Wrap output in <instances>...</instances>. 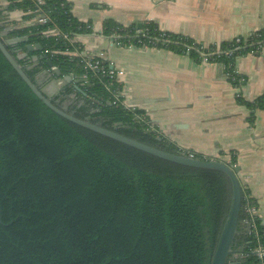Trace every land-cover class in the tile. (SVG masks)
<instances>
[{
    "label": "trees",
    "instance_id": "1",
    "mask_svg": "<svg viewBox=\"0 0 264 264\" xmlns=\"http://www.w3.org/2000/svg\"><path fill=\"white\" fill-rule=\"evenodd\" d=\"M0 1L7 3L0 6V41L15 59L27 53L17 61L27 78L38 90L45 85L39 83L44 71L48 80L64 82L49 98L51 104L76 119L187 156L150 126L143 111L124 108L121 99L115 102L119 84L93 76L70 54L79 45L69 40L92 29L72 16L66 0ZM14 11L22 13L19 21L8 19ZM41 18L46 22L38 23ZM162 33L148 22L138 29L107 20L101 27V35L122 48L145 44L186 55L175 41L190 39L164 32L170 43L163 45ZM256 33L264 38V31ZM256 33L241 43L240 56L253 48L249 43ZM12 39L22 42L8 43ZM36 45L40 51L27 52V46ZM34 56L43 58L35 61ZM188 56L198 61L195 51ZM243 104L251 115L264 111V93ZM225 164L236 167V159ZM231 196L230 180L222 172L169 163L62 119L0 52V264H211ZM247 204L257 208L241 187L236 235L225 264H264L253 253L264 251V227L256 216L254 228L245 229Z\"/></svg>",
    "mask_w": 264,
    "mask_h": 264
},
{
    "label": "crops",
    "instance_id": "2",
    "mask_svg": "<svg viewBox=\"0 0 264 264\" xmlns=\"http://www.w3.org/2000/svg\"><path fill=\"white\" fill-rule=\"evenodd\" d=\"M66 1L76 20L91 26V34L79 38L82 48L123 72L121 93L127 106L143 111L150 126L178 149L206 160L236 159L240 186L255 201L264 227V111L251 115L243 104L264 93V48L235 59L245 81L233 87L219 65L165 49L117 47L101 35L107 20L123 27L148 22L200 46L220 45L264 31V0ZM6 5L0 1L1 7ZM21 17L18 11L8 13L13 22ZM49 78L44 71L39 83H45L42 91L51 98L63 85Z\"/></svg>",
    "mask_w": 264,
    "mask_h": 264
},
{
    "label": "water",
    "instance_id": "3",
    "mask_svg": "<svg viewBox=\"0 0 264 264\" xmlns=\"http://www.w3.org/2000/svg\"><path fill=\"white\" fill-rule=\"evenodd\" d=\"M138 29L141 28V25L139 24L137 26ZM26 41V40H24ZM16 42H22V40L12 39L9 40L8 43H16ZM37 49L38 51L41 50L39 45H36L34 47L27 46L26 50L29 53H32ZM0 52L4 56V58L7 60V62L11 65L13 70L18 74V76L22 79V81L26 84V86L30 89V91L54 114L58 115L62 119L77 125L83 129H86L88 131H91L93 133H96L98 135H101L103 137H106L110 140H113L115 142H118L120 144H123L125 146H128L130 148H133L137 151H140L142 153L148 154L150 156L156 157L158 159H161L163 161L173 163L176 165L189 167V168H195V169H209V170H216L219 172H222L225 174L228 179L230 180L231 187H232V196H231V204L230 209L227 215V218L225 220L223 229L221 231L211 264H225L226 260L231 253V247L233 243V239L236 235L237 225H238V219H239V213H240V205H241V187L238 179V174L240 172L239 167H230L226 165L224 162L220 161H213V160H198L194 158H190L184 154H171L164 151H161L159 149L147 146L145 144L139 143L135 140L129 139L127 137H124L122 135H119L115 132L103 129L97 125H93L89 123L88 121H83L74 118L73 116L65 113L63 110L58 109L53 104H51L49 100V96L44 93L42 90H38L37 87L27 78V76L24 74L22 68L18 64V60L25 59L27 56V53L20 54L17 59L13 58L12 55L6 50L5 46L0 41ZM37 58L36 56L33 57V60L42 59ZM48 66L52 68V65L50 62H48ZM53 73L56 76H59L60 73L54 69ZM63 80L66 83H71L70 77H64ZM74 90L82 95H84L80 89H78L77 86H73Z\"/></svg>",
    "mask_w": 264,
    "mask_h": 264
},
{
    "label": "built area",
    "instance_id": "4",
    "mask_svg": "<svg viewBox=\"0 0 264 264\" xmlns=\"http://www.w3.org/2000/svg\"><path fill=\"white\" fill-rule=\"evenodd\" d=\"M30 1L36 5L41 4V0H30ZM37 22L45 23L46 20L44 18H41V19H38ZM53 33L56 34V31ZM80 36H83V35H80ZM80 36H74L73 39L69 40L71 43H75L79 45V47L76 48L70 54L74 57H78L83 63L84 69L87 72H90L93 76H97L101 80H107L111 84L117 83L121 87V78L123 76V72L113 67V65L110 64L105 59V57H103L102 55H99V54L95 55L83 49L79 43ZM254 38L256 39V41L249 43V45L253 48H251L248 54L260 52L264 48V46L261 45V41L262 39H264L262 35L256 33L254 35ZM168 40H169V37H167V34L163 32L162 33L163 45L169 44L170 42H168ZM109 41L111 42L112 45L119 47V43L116 42L114 39L110 38ZM247 41H248V38L243 39V38L237 37V38H234L228 41L226 45L222 48L220 47V45H214L212 49H210V47L200 46L193 41H190V42L175 41V43L183 46L184 48L183 50L184 52H186V55H188L191 51H195L198 54V61L200 63L216 64V65L221 66L225 73L227 80L229 79L232 82L241 83L243 80L238 81V78L241 75L236 71L234 64L230 60L232 57H236L237 59V57L240 56V51L244 49V47L241 46V43L247 42ZM140 48L141 49H156L155 47H149L145 44L142 45ZM221 57L228 60L229 62L227 64L218 63L216 59H219ZM114 98H115V102L121 99L122 101L120 103L124 108L134 110V108L126 105L125 101L123 100L121 89L114 93ZM188 157L194 158L192 154L189 155ZM256 212H257V208H255L252 205L247 204L244 207V213L246 215V219L243 220V224L245 225V229L247 231H250L252 228H254V225L252 224V222H253L254 217H256ZM253 253L256 256H258L259 259L261 260L264 259V251L262 249L257 248L254 250Z\"/></svg>",
    "mask_w": 264,
    "mask_h": 264
},
{
    "label": "rangeland",
    "instance_id": "5",
    "mask_svg": "<svg viewBox=\"0 0 264 264\" xmlns=\"http://www.w3.org/2000/svg\"><path fill=\"white\" fill-rule=\"evenodd\" d=\"M82 47V46H81ZM59 85H63L64 84V82L62 81V80H58V81H56ZM187 153V156H189V155H195L194 153H192V152H190V151H187L186 152ZM203 159H205V157H203Z\"/></svg>",
    "mask_w": 264,
    "mask_h": 264
}]
</instances>
